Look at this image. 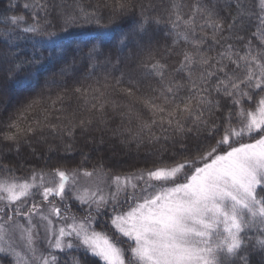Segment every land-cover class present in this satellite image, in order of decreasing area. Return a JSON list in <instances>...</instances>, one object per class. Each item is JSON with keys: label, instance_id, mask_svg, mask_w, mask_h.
<instances>
[{"label": "snow or ice", "instance_id": "snow-or-ice-1", "mask_svg": "<svg viewBox=\"0 0 264 264\" xmlns=\"http://www.w3.org/2000/svg\"><path fill=\"white\" fill-rule=\"evenodd\" d=\"M5 2L0 76L59 68L0 119L45 160L0 167V264H264V0ZM113 138L144 166L89 168Z\"/></svg>", "mask_w": 264, "mask_h": 264}, {"label": "trees", "instance_id": "trees-1", "mask_svg": "<svg viewBox=\"0 0 264 264\" xmlns=\"http://www.w3.org/2000/svg\"><path fill=\"white\" fill-rule=\"evenodd\" d=\"M13 2L20 3L22 5L23 0H13ZM5 7H6V2L0 3V17L4 16L6 14H11L10 12L9 13L5 12V10H4ZM15 11H22V9L15 10ZM27 19L29 22H31L30 16H27ZM3 30H4V23L2 20H0V32H3ZM164 45H165V41L163 39H161V41H160L161 48H163ZM21 47H23L26 52L30 51V45L27 42L23 43L21 45ZM175 59H176V57H172L169 60V63H172ZM58 68H59V66H55V67L49 66L47 71H44L40 74L38 83L35 80H31V81L25 80V81H23L22 84H20V83L14 82V81H12V82L6 81L3 76H0V119H6L9 114L15 113L17 111V109H20L24 104L28 103L31 99L36 98L37 95L41 92V90L44 86L45 80L46 79L47 80L52 79V73L55 71H58ZM116 75H119V73H116ZM7 90H10V93L12 96L7 95ZM45 91L47 94V90H45ZM52 94L53 95L55 94V89H53ZM115 140L116 141L118 140L117 143H120L119 138H113V141H115ZM34 146L37 148L38 153H41V151L43 150L42 146H40V145H34ZM122 146H124V145H122ZM114 148H115V151L117 153L116 156H118L116 158H121L120 157V154H122L121 150L117 147H114ZM132 148L134 149V152L129 151L127 147L124 150L129 151V153H137L135 151L134 145L132 146ZM112 149H113V146H112ZM27 150H30L28 145L22 144L21 148H20V152H19V154H20L19 157H21L20 161L23 162L24 166H23V169L17 170L18 176H24V175L29 174L33 166L43 167L45 165V160H43V159L36 160L34 158L35 160L28 161V159H31L32 154L31 153L27 154V152H26ZM122 150H123V148H122ZM97 154H99V153H96L95 155H97ZM17 155L18 154L14 150H13V152H4L3 156L0 157V167H2L5 164L9 168L18 166L21 162H19V160H17L16 158L13 159V157H17ZM45 155H49V154H45ZM55 155L56 154L52 155L54 160L50 161V163L48 165L49 167L56 164ZM95 155H93V160L87 163V166L89 168L92 166V163L95 162V159H96ZM144 155H145V153L142 152V153H139L138 155L135 156L136 159H134V161L136 163L137 162L141 163V164H139V167L144 166L143 161H142V158ZM110 159L111 158H109V157H105V163L107 166L114 168L113 166L118 164V160L115 164H113L112 163L113 160L112 159L110 160ZM79 163H80V156H79V154H76L74 159H69L66 162V166L69 169H71V168L75 167L76 165H78ZM114 170L120 171L121 169H115L114 168ZM122 170L128 171L129 167L126 166ZM109 215L110 214H105V215L101 216L97 222L96 227H97V230L102 229L104 231H107L109 234H111L115 237L117 234L115 233L114 229H112V227H111ZM61 264H63V259L61 260ZM97 264H98V262H97Z\"/></svg>", "mask_w": 264, "mask_h": 264}, {"label": "rangeland", "instance_id": "rangeland-1", "mask_svg": "<svg viewBox=\"0 0 264 264\" xmlns=\"http://www.w3.org/2000/svg\"><path fill=\"white\" fill-rule=\"evenodd\" d=\"M7 95L8 96H12L11 95V93H10V90H7ZM107 139V138H106ZM118 141V140H117ZM117 141L115 140V141H113V139H110L109 141H108V144L106 145V146H104V151L102 152V153H99V154H97V155H95V161L97 160V159H99V158H101V157H103L104 158V160H105V157H109V158H111L113 161H112V163L113 164H115L116 162H117V160H118V164H116L115 166H113L115 169H123V168H125L126 166H129V165H131V164H135V165H138L139 166V164H141V163H139V162H135L134 161V159H136L135 158V156L136 155H138L139 153H129V151H127V150H124V149H126V147H124V146H122L121 145V143H117ZM41 146V145H40ZM112 146H113V149H112ZM114 147H117V148H119L120 150H121V152H122V154H120V157L121 158H116V157H118V156H116L117 155V153H116V151H115V148ZM42 148H43V150L41 151V153L46 157L47 155H45V154H48L47 152H46V148L45 147H43L42 146ZM122 148H123V150H122ZM132 152H134V149L132 148V150H131ZM136 151V150H135ZM4 152H8L7 151V149H4L3 150V153ZM11 152H13V151H11ZM27 152V154L28 153H31V151L30 150H27L26 151ZM143 152V151H142ZM142 152H140V153H142ZM8 154V153H7ZM13 154V153H12ZM105 154V155H104ZM19 155L20 154H18L17 155V157H13V159L14 158H16L17 160H19V162H21L20 161V159H21V157H19ZM51 155H53V154H51ZM104 155V156H103ZM29 158V157H28ZM110 159V160H111ZM133 159V160H132ZM33 161V160H35L34 159V157L32 156L31 157V159H28V161ZM44 160V159H43ZM54 159H52V161H53ZM23 161V160H22ZM28 175V174H27ZM27 175H24V176H27ZM21 177H23V176H21ZM125 247L127 246V245H124Z\"/></svg>", "mask_w": 264, "mask_h": 264}]
</instances>
